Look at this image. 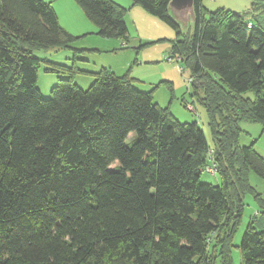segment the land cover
<instances>
[{
	"label": "trees",
	"instance_id": "16d2710c",
	"mask_svg": "<svg viewBox=\"0 0 264 264\" xmlns=\"http://www.w3.org/2000/svg\"><path fill=\"white\" fill-rule=\"evenodd\" d=\"M75 1L99 35L127 40L125 9ZM202 1L184 32L170 0H133L182 36L174 53L192 72L214 148L130 72L103 70L83 90L74 81L83 71L49 63L63 78L44 98L34 53L74 37L51 2L0 0V264H232L246 193L264 216L249 183L250 171L264 179V157L239 145L242 122L264 127V30L225 9L207 17ZM212 164L217 185L201 181ZM257 223L243 235L242 264H264Z\"/></svg>",
	"mask_w": 264,
	"mask_h": 264
},
{
	"label": "rangeland",
	"instance_id": "374dc122",
	"mask_svg": "<svg viewBox=\"0 0 264 264\" xmlns=\"http://www.w3.org/2000/svg\"><path fill=\"white\" fill-rule=\"evenodd\" d=\"M51 2L59 17L60 25L73 35L74 40L68 48L40 49L34 55L41 60L37 88L44 98L51 96V90L61 78L60 74L48 71L49 63L65 67L76 66L84 73L75 74V83L88 90L95 82L96 75L103 70L112 71L117 76L130 72L134 86L141 91L151 92L154 102L169 112L181 123L197 122L205 132L208 144L214 148L209 116L199 102L192 85V72L174 53V46L182 36L158 17L148 13L133 0H111L126 10L125 20L128 27L127 40L117 37H103L96 26L87 18L75 0H44ZM202 5L207 17L210 13L225 9L240 14L245 22L253 21L264 30V4L254 5L252 0H203ZM84 20L83 34L76 32L77 25ZM75 27V28H74ZM193 26L190 28L192 29ZM184 32L189 31L182 27ZM73 31V32H72ZM202 96V94H201ZM254 100L255 95L248 91L243 95ZM240 146H254L264 157V127L257 122H242ZM137 138L132 134L127 143ZM201 181L217 185L219 176L204 172ZM249 183L257 194L264 198V179L254 171L249 173ZM242 217L238 231L233 239L231 250L232 264H242L240 245L248 225L257 219V228L264 229L263 211L252 193L242 198ZM215 264H223L220 258Z\"/></svg>",
	"mask_w": 264,
	"mask_h": 264
},
{
	"label": "water",
	"instance_id": "95a60500",
	"mask_svg": "<svg viewBox=\"0 0 264 264\" xmlns=\"http://www.w3.org/2000/svg\"><path fill=\"white\" fill-rule=\"evenodd\" d=\"M195 1L196 0H170V16L181 26V28L185 27L190 29V27L194 24Z\"/></svg>",
	"mask_w": 264,
	"mask_h": 264
},
{
	"label": "crops",
	"instance_id": "0c3cea01",
	"mask_svg": "<svg viewBox=\"0 0 264 264\" xmlns=\"http://www.w3.org/2000/svg\"><path fill=\"white\" fill-rule=\"evenodd\" d=\"M74 28H75V27H74ZM85 28H86V24H85L84 20L81 19L80 24L77 25V29H76L77 34L80 35V34L85 33V32H83V30H84ZM96 28H97V27H96ZM72 32H73V31H72Z\"/></svg>",
	"mask_w": 264,
	"mask_h": 264
},
{
	"label": "built area",
	"instance_id": "2783aa9c",
	"mask_svg": "<svg viewBox=\"0 0 264 264\" xmlns=\"http://www.w3.org/2000/svg\"><path fill=\"white\" fill-rule=\"evenodd\" d=\"M205 171L211 174H216L217 169L216 166L212 164V166L207 167Z\"/></svg>",
	"mask_w": 264,
	"mask_h": 264
}]
</instances>
